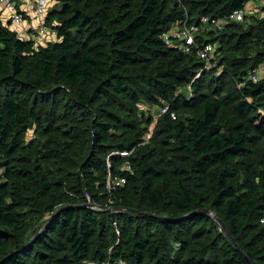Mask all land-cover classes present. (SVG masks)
Masks as SVG:
<instances>
[{"label": "trees", "instance_id": "1", "mask_svg": "<svg viewBox=\"0 0 264 264\" xmlns=\"http://www.w3.org/2000/svg\"><path fill=\"white\" fill-rule=\"evenodd\" d=\"M54 1L47 44L0 14V264H251L227 231L264 264V17L200 36L212 70L162 37L252 0Z\"/></svg>", "mask_w": 264, "mask_h": 264}, {"label": "built area", "instance_id": "2", "mask_svg": "<svg viewBox=\"0 0 264 264\" xmlns=\"http://www.w3.org/2000/svg\"><path fill=\"white\" fill-rule=\"evenodd\" d=\"M50 0H0V14L4 10L13 27L19 35L25 39H33L36 44H47L49 41L57 39V30L47 26L44 21V15L47 12V5ZM24 6V9L22 8ZM25 14H29L35 25H26ZM247 15V8L236 9L229 15L216 18L211 16H201L195 23L183 24L174 23L170 29L162 35L163 39L178 50L186 54H196L203 63V70H212L218 66L216 53L217 46L211 41L200 40L201 35H206L209 31L221 30L230 21H243ZM188 16V15H187ZM262 68L251 73L253 81H258L263 75ZM168 107H163L162 113H165ZM174 115V114H173ZM175 118V117H174ZM122 156H128V152H122ZM124 180L118 181V184ZM264 223V216L261 219Z\"/></svg>", "mask_w": 264, "mask_h": 264}, {"label": "rangeland", "instance_id": "3", "mask_svg": "<svg viewBox=\"0 0 264 264\" xmlns=\"http://www.w3.org/2000/svg\"><path fill=\"white\" fill-rule=\"evenodd\" d=\"M179 3L181 4V8L185 10V13L187 15L188 13V9L186 7V5L184 4L183 0H178ZM264 5V0H252L247 4V15H257L259 17H264V11L262 9V6ZM43 23H46V19L43 21ZM218 63V61H217ZM221 67H219L218 69H220ZM263 69V73H264V67H261ZM261 69V70H262ZM139 107L141 108V110L137 113V117L139 118V123L140 125L144 128V135L142 137V144H147L149 143L152 148H155L154 150L156 152L159 151V153H161L162 149L159 148L160 146V139L157 136L156 133H154V126L155 123L157 121H159L162 113V105H149L148 103L145 102H140L139 103ZM197 114V110L192 109H184L181 112H179V114L177 115L178 118L181 119H187V118H192L195 117ZM151 119L152 123L148 122V120ZM138 120V119H137ZM35 139V133L33 130H30L26 136H25V140L27 143H31V141H33ZM78 141V140H76ZM77 145H82V142H77ZM2 169H0V173H1ZM108 187L112 186V182L110 181V177L109 180L107 182Z\"/></svg>", "mask_w": 264, "mask_h": 264}, {"label": "crops", "instance_id": "4", "mask_svg": "<svg viewBox=\"0 0 264 264\" xmlns=\"http://www.w3.org/2000/svg\"><path fill=\"white\" fill-rule=\"evenodd\" d=\"M56 5H57V2H56V1H54V0H50V1H49L48 5H47V12H46L45 15H44V18H45V19L47 18V15L49 14V11H50L52 8H54ZM22 8L24 9V6H22ZM246 8H247V6H246ZM4 12H5V11L2 10V14H4ZM25 17H26V21H25V24H26V25L30 26V25H35V24H36L35 20H33V18H31L29 14H25ZM3 18H4V21H5V22H8V21H9V18H8V16H7L6 13H5V15H4ZM45 19H44V20H45Z\"/></svg>", "mask_w": 264, "mask_h": 264}, {"label": "water", "instance_id": "5", "mask_svg": "<svg viewBox=\"0 0 264 264\" xmlns=\"http://www.w3.org/2000/svg\"><path fill=\"white\" fill-rule=\"evenodd\" d=\"M86 205H89V204H86ZM227 231V230H226ZM229 237L231 238L232 242L237 246L238 250L240 252H242L246 258L251 262V264H257L247 253H245L242 248L237 244L236 240L233 238V236L229 233V231H227Z\"/></svg>", "mask_w": 264, "mask_h": 264}]
</instances>
